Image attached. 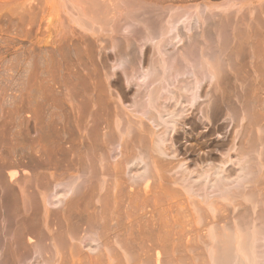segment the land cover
Here are the masks:
<instances>
[{"label": "bare ground", "instance_id": "obj_1", "mask_svg": "<svg viewBox=\"0 0 264 264\" xmlns=\"http://www.w3.org/2000/svg\"><path fill=\"white\" fill-rule=\"evenodd\" d=\"M236 1L60 0L69 28L0 93V264H264V28ZM25 13L0 23L29 40ZM194 112L231 122L202 154Z\"/></svg>", "mask_w": 264, "mask_h": 264}, {"label": "rangeland", "instance_id": "obj_2", "mask_svg": "<svg viewBox=\"0 0 264 264\" xmlns=\"http://www.w3.org/2000/svg\"><path fill=\"white\" fill-rule=\"evenodd\" d=\"M225 0H160V2H158L159 5H165V4H170L171 7L173 9H177L179 7H188V6H192V5H202V6H207V8H212L213 6L216 5H223V2ZM238 1V2H237ZM236 3L238 5V8H234L233 10L231 9V12L234 14L235 10L236 13H238L236 16H241V14H243L242 12L247 11L249 9L253 10V8H255L254 10L257 11L258 9H260L259 11L255 12L254 10V16H259L261 20H263V28H264V10L261 11V6L260 4L263 6L264 4V0H237ZM240 1V3H239ZM249 2V3H248ZM242 3V4H241ZM60 0H0V15H5V16H9L11 18H15L14 15L18 14V13H25L27 11L26 16H28V20H29V25L26 24V28L29 30L30 34L27 38H29V40L27 39H22L20 37H18L17 34L18 29L16 30L17 26L13 24L8 25L6 23H0V93L5 95L7 97L3 98L4 100V104L2 107L3 109H9V101L12 100V98L16 95L19 94V89L17 86V83L22 82L21 79L17 80L18 78H14V71L13 68L14 63H15V54L17 55V53L21 52L24 47L28 46V47H36V41H38L39 43H42L41 46H45V47H49L51 46V43H53V41L55 42L57 40V35H61L63 32L66 31V29H68V24L65 18V14H64V10L63 8L60 6ZM251 6V8H248V6ZM251 4V5H250ZM211 6V7H210ZM260 6V7H258ZM248 8V9H247ZM258 8V9H257ZM257 9V10H256ZM260 11L262 12V14L260 13ZM246 13V12H245ZM261 15H260V14ZM15 24V22H12ZM129 22L127 21V24ZM130 24V23H129ZM259 24V26L261 25ZM3 25V26H2ZM2 26V27H1ZM135 27V25H130ZM198 30V29H197ZM199 32V30L197 31ZM114 34V33H113ZM199 34V33H197ZM17 37V38H16ZM264 40V39H263ZM47 42V43H45ZM136 47H139V43L136 42L135 43ZM180 45L181 43L175 45L173 51H177L178 49H180ZM39 46V45H38ZM177 47V48H176ZM170 51V49H168ZM142 60V59H141ZM245 61V60H244ZM247 61V60H246ZM246 61L244 63H246ZM140 64L142 65V61L140 62ZM14 65V66H13ZM140 65V66H141ZM13 66V67H12ZM246 70L248 69L247 66H245ZM116 72L120 75L121 72L120 70H116ZM190 77L191 74H189ZM188 76V77H189ZM184 78L187 79L188 82H194V80H189V78ZM10 78V80H9ZM195 78V77H194ZM19 81V82H17ZM23 83V82H22ZM205 83V82H204ZM204 83L202 82V86L204 85ZM21 84V83H20ZM204 87V86H203ZM112 89V90H111ZM111 94L112 97L118 96L119 98L122 99L123 105L130 109V105H132V102L139 100L140 96L139 94H137L135 87L130 86L129 88L125 87V85H122V87L120 86H114L112 84L111 86ZM125 91V92H124ZM196 91V90H195ZM199 91V90H197ZM137 94V95H136ZM135 96V98H134ZM138 96V97H136ZM261 96H264V93L261 94ZM11 97V99H10ZM133 98V99H132ZM138 98V99H137ZM8 100V102H7ZM200 100V102H199ZM8 105H7V104ZM199 103V104H197ZM207 103V98L204 97H200L199 99L196 100V105H199L200 107H202V104H206ZM7 105V107H6ZM130 107V108H129ZM26 109V108H25ZM194 116L195 120L199 123V128L194 131L192 134H188L189 129H188V125L185 126V131L187 132V137L186 140L187 142L184 143L187 146H195L196 148L198 147V144H205V146H203V148L200 149V154H202V151H208L211 150L212 145L208 146L210 143H216V141H220L221 138H217L220 135H224L226 132V135L228 134L229 129L231 128V122H229L228 120H224L222 116L220 119H214L211 122L206 123L203 122V120H197L198 117L200 118L201 113L200 112H194ZM24 116L26 114H23ZM228 119V117H226ZM224 121H223V120ZM228 121V122H227ZM224 122V124L227 125L226 129L223 128L222 130L218 131V134H213L211 137L209 136L208 139L204 138V137H200L201 134L209 127H214L213 129L216 130V127L218 124ZM227 122V123H226ZM204 123V124H202ZM230 123V124H229ZM241 125H239L238 129L239 130L242 126V122L239 123ZM182 131V130H180ZM236 131V130H235ZM229 139V138H228ZM185 140H183L184 142ZM236 142V141H235ZM178 145V144H177ZM184 148V147H183ZM187 155H183V153L178 154L177 159H180L182 157H186ZM175 162V161H174ZM173 162V163H174ZM196 158L195 156H189L187 157V165L190 169L194 168V164H195ZM173 172H171L170 174H172ZM169 175V174H167ZM29 178V177H28Z\"/></svg>", "mask_w": 264, "mask_h": 264}]
</instances>
